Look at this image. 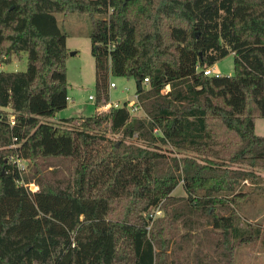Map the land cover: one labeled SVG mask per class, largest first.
<instances>
[{"label": "trees", "instance_id": "trees-1", "mask_svg": "<svg viewBox=\"0 0 264 264\" xmlns=\"http://www.w3.org/2000/svg\"><path fill=\"white\" fill-rule=\"evenodd\" d=\"M74 12L91 18L97 106L110 102L111 76L134 78L146 116L126 101L80 128L51 120L69 96L56 14ZM22 52L26 70L0 72V107L15 119L0 109V264H163L169 240L157 226L176 220L223 235L221 261L199 241L194 264H234L232 242L260 237L232 207L264 193L254 170L264 169V0H0V62ZM230 53L234 74H204ZM107 132L121 140L87 150ZM160 143L196 156H167ZM180 182L187 196L177 198ZM157 208L171 218H154Z\"/></svg>", "mask_w": 264, "mask_h": 264}, {"label": "rangeland", "instance_id": "rangeland-1", "mask_svg": "<svg viewBox=\"0 0 264 264\" xmlns=\"http://www.w3.org/2000/svg\"><path fill=\"white\" fill-rule=\"evenodd\" d=\"M60 27L67 33V46L70 50L69 57L67 59V74H68V95L70 100L68 101V107L58 113V117H54L51 120L56 123H61V118L75 117L77 120L73 124H67V126H76L80 128L79 119L84 116H93L95 113H106L112 107H105L106 104L97 106L96 103V67L95 59L92 54V42L89 36L91 30V18L87 13H57ZM75 52V54H71ZM235 56L234 53H230L223 59L219 60L213 66V75H232L235 73ZM4 64V63H3ZM28 64L27 54L22 52L21 57L13 58L12 62L4 64L5 70L8 71H22L26 70ZM111 81L116 82V87L110 88V102L124 103L127 100L132 101L137 89V83L134 78L127 77H115L111 76ZM144 84V83H143ZM149 84V83H148ZM148 84H144L148 86ZM128 87L130 90L125 91ZM90 95L95 97L94 100L90 99ZM11 110L5 112H14ZM14 115V114H13ZM146 112L140 109L135 117H144ZM93 134L97 133L92 131ZM256 133L264 135V118H256ZM106 138L94 142L91 146L87 147V150L94 153L96 149L107 147L111 144L112 140H121L120 134L106 133ZM130 141V140H128ZM12 147L14 144L11 145ZM161 152L167 154V156L179 157L183 154L196 156L192 151H179L174 148L170 143H160ZM12 161L16 162L18 167L22 169V172L29 173L32 171L33 163L28 160L19 157V155L12 156ZM240 165V164H238ZM246 167V165H243ZM50 169L49 171H51ZM60 170L64 171L65 168L61 167ZM255 172L260 176L259 183L264 186V169L255 168ZM62 173V172H61ZM249 184V183H247ZM32 185L38 189L39 185L32 181L26 186ZM249 189V188H248ZM247 189V190H248ZM177 198L187 196V192L184 188L183 182H180L178 187L172 193ZM182 202H178L180 204ZM236 209L239 216L240 227L243 229L258 228L261 229V235L258 239L250 241L249 243L232 242L235 244L233 249L234 264H264V193L252 194L244 200H240L238 205L232 207ZM231 212V210H229ZM228 212V213H229ZM141 213V212H139ZM147 216L146 213H141ZM171 211L167 212L164 209H155L154 218L170 219ZM226 214V213H224ZM163 221H161V224ZM153 225L151 222L150 228ZM157 231H162L163 238L168 244L164 248L165 255L163 264H180L185 262L186 264H194V254L198 252L199 241L204 243L202 252L207 256V259L212 258L214 260L221 261L220 252L222 247L217 248V254L215 250V243L223 238V235L219 231H212L210 228L199 227L197 230L190 233L187 228L182 225L181 221L176 220L173 224H163L162 227L157 226ZM156 231V232H157ZM191 234V235H190ZM159 235V234H158ZM192 238L189 240L188 238ZM205 257V256H204ZM194 261V262H193Z\"/></svg>", "mask_w": 264, "mask_h": 264}, {"label": "built area", "instance_id": "built-area-1", "mask_svg": "<svg viewBox=\"0 0 264 264\" xmlns=\"http://www.w3.org/2000/svg\"><path fill=\"white\" fill-rule=\"evenodd\" d=\"M5 70L4 68V64L2 62H0V72ZM204 74L205 75H213V67H208L206 69H204ZM144 84H148L149 83V78H145ZM116 82L115 81H111L110 83V88L116 87ZM130 89L128 87L125 88V91H129ZM90 99L94 100L95 97L93 95H90ZM70 100V97L68 96V101ZM128 101V105L127 108L129 109L131 115L136 114L137 111H139L140 109H143L142 104L139 100V94L137 93V91H135L134 94V99L132 101L127 100ZM125 103V102H124ZM124 103H120V102H109L106 104L105 107H109V106H115V107H122L124 105ZM1 110L7 111V110H11V108L9 107H0ZM10 114V124L11 126H13L15 124V119H14V115L12 112L9 113ZM0 119H2V113L0 112ZM17 138H14V142H16ZM14 146H16V143H14ZM29 189L32 191L37 190L36 188H34L32 185L29 186Z\"/></svg>", "mask_w": 264, "mask_h": 264}, {"label": "water", "instance_id": "water-1", "mask_svg": "<svg viewBox=\"0 0 264 264\" xmlns=\"http://www.w3.org/2000/svg\"><path fill=\"white\" fill-rule=\"evenodd\" d=\"M71 54H75V52H72ZM139 84L141 85L142 84V82H139ZM29 248H27V250H28Z\"/></svg>", "mask_w": 264, "mask_h": 264}, {"label": "crops", "instance_id": "crops-1", "mask_svg": "<svg viewBox=\"0 0 264 264\" xmlns=\"http://www.w3.org/2000/svg\"><path fill=\"white\" fill-rule=\"evenodd\" d=\"M55 117H58V113L56 114V116ZM60 118H63V117H60Z\"/></svg>", "mask_w": 264, "mask_h": 264}]
</instances>
